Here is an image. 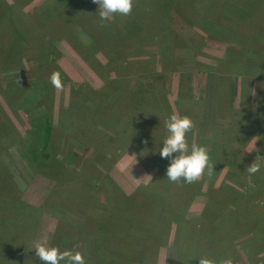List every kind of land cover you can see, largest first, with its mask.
Masks as SVG:
<instances>
[{"label": "rangeland", "instance_id": "1", "mask_svg": "<svg viewBox=\"0 0 264 264\" xmlns=\"http://www.w3.org/2000/svg\"><path fill=\"white\" fill-rule=\"evenodd\" d=\"M29 1H0V264H42L34 244L44 241L61 251H80L88 263L90 244L105 230L127 234L124 229L134 223L112 218L117 203H128L138 189L146 196L143 189L158 182L159 172L154 163H145L146 169L144 159L140 162L141 150L136 158L131 139H137L135 129L143 136L148 132L153 138H146L145 152L160 158V141L168 135L164 121L172 114L192 119L187 141L201 133L200 144L206 146L204 141L222 131L227 149L237 155L229 168L205 169L186 217L198 219L208 195L227 199L217 190L222 185L236 189L245 196L240 204L226 202L230 206L222 214L227 218L233 210L232 219H241L215 257L264 264V159L256 160L264 157V37L253 38L264 33L263 0H241L254 17L252 25L232 21V38L221 33L211 38L197 22L208 14L210 0H133L131 16L104 27L92 0ZM250 40L258 56L247 54L243 45ZM9 46L15 52L10 61ZM53 71L61 75L62 91L49 83ZM110 113L117 117L113 124ZM46 123L51 130L47 150L38 132ZM124 126L127 134L115 136L113 130ZM159 134L162 140L155 143ZM42 153L48 156L43 166ZM229 159L235 156L223 157ZM253 162L260 172L249 175L246 168ZM180 184L169 185L177 200L184 194ZM140 194L136 200L145 198ZM19 196L25 201L21 209ZM139 219L144 223L148 215ZM174 237L175 225L168 233L170 252L159 247L156 264H176ZM195 245L184 249L192 252ZM199 245L200 251L208 245L209 258L217 248L208 239Z\"/></svg>", "mask_w": 264, "mask_h": 264}, {"label": "trees", "instance_id": "2", "mask_svg": "<svg viewBox=\"0 0 264 264\" xmlns=\"http://www.w3.org/2000/svg\"><path fill=\"white\" fill-rule=\"evenodd\" d=\"M3 3L4 2L2 0V4ZM262 3L257 7V9L261 7ZM209 4L211 6L209 5L210 10L208 14L199 16L197 18V22H200V27L201 25H204L202 29L205 30L211 38L217 37L218 35L216 34L218 33L229 35L232 38L233 34H230L231 31H234L232 28V26L234 25L232 21L238 18L240 20H243L244 24L248 23V25H252V19L254 17L255 11L252 14L247 13L245 9L242 8L243 3L241 0H210ZM249 4H252V2H250ZM213 13H215V15H213ZM223 17H227L228 22H226V24H224L220 20V18ZM245 32L246 31H244V33ZM214 33L216 34L214 35ZM245 35H247V33H245ZM263 37L264 33L260 35L258 34L256 38H253L261 41ZM245 40L248 39L246 37L242 38L241 42L244 43ZM251 42L252 40L247 42L248 45L243 46L249 48L247 52L249 57L258 56L260 51L256 50L257 46H255L254 43ZM262 46L264 47V45ZM7 53L8 61L12 60V53H15L14 49L10 48L9 46L7 48ZM139 88L140 87L137 86L131 89V92H129L131 95L130 97H132V95H134ZM108 104L110 106L112 105L110 103H107V107ZM138 104L142 106L144 105V101H141ZM82 105L84 106L83 101ZM90 110H92V108H90L89 111ZM80 118H82V115ZM116 119L111 114V117L109 119L110 124H113ZM82 120H85V118H83ZM98 120L96 122H98ZM124 124H126V122ZM97 130L95 124H93V133ZM38 132L42 133L44 139L42 145H44L45 150H47L51 141V130L49 125L46 123L43 127L39 128ZM113 132L115 136H123L127 134V127L124 126V128H121V130H113ZM134 132V138L137 139H134L135 141L131 139V142L133 143L131 149L134 150L137 156L136 158H138V151H142L139 160L142 163L143 160L141 159H144V163L142 164L145 166V168L148 166L145 165V163L147 164V162H151L156 165L155 167H157L159 172L154 179L158 181V184L154 183L153 180L150 188L147 187L143 189L142 192H145L146 196L144 194L137 193L139 192L138 189L133 195H130L128 197L130 199L128 203H117L118 206L116 207L118 208H115L112 218L119 223L123 222L124 220L131 221L130 223H134V225L129 229V231L124 229V233L127 234H122L123 229H120V233H116L113 235H109V232L105 230L104 234L102 233V236L100 238L98 237L95 239V243L93 242L92 244H90L92 253L90 255H86L88 259V263L86 264H148V262L149 264H156L155 258L159 247H165L167 248L168 252H170L169 250L171 248V245L168 244V233L173 225H175V237L172 246L174 247V252L177 251V255H175L174 257L176 264H198V258L201 256H206L205 253L208 248V245H205L204 248L200 251L199 243L204 239L210 240L212 242V247H217L214 249L211 259L217 261V264H219V260L216 259L215 255L218 253L217 251L220 249V247L224 246L232 237V225L237 221H240L241 219L235 217L232 219L231 214L233 213V210L228 213L227 218L224 217L222 214V209L228 208L230 205L226 202L232 200L234 201V203L240 204L238 200L245 195L240 194L239 191H237L236 189H232V187L222 185L217 190L219 192L224 191L228 196L227 199L220 200L217 194L208 195V201L204 206L200 217L198 219H188L185 212L188 209V206L193 197L199 195V181L192 184H185L183 181L179 182L181 183V190L184 194L177 200V193L171 194L169 192V185L171 182H169L166 177V169L169 165V161L167 159L161 158H156L155 160L151 157L148 158V153L145 152L146 145L144 144L150 141L146 138L153 137H150L148 132L145 133V136L139 134L140 131L136 129ZM161 135L162 134H159V136H157V139L155 138V143L159 140H162ZM197 135L198 137H196L194 141H188L189 148H191L193 145H201V133ZM225 136L227 137L226 133L217 130L214 132L213 139L206 140V142L204 141V145L206 143V147L209 150V164L213 171H217L221 167L222 169H224L225 167L229 168L230 164L232 163L233 165V163L237 160V155L227 149L225 142L227 141V138ZM141 138L142 140L140 142L139 139ZM160 142L163 145V141ZM139 143L140 146H138ZM119 146H117L116 148H118ZM144 154H146V157ZM232 156H235V159L223 160V157ZM115 160L116 159H113V161ZM39 161L43 162L41 163V166L47 164V154L42 153V157L39 158ZM66 164H69V161ZM231 168L232 167H230L228 171L231 170ZM46 169L49 170L50 167L46 165ZM42 171L45 170L42 168ZM139 194L144 195L145 200H136L135 198ZM250 204L254 206L253 203ZM144 215H148V219L144 223H140L138 221L140 220L139 217H142ZM148 225L153 226V228L151 230L146 229ZM191 226L192 228H190ZM183 227H186V232H184V234ZM139 229H143L144 231L147 230L149 234L142 236ZM192 242L196 244L194 250L192 252H187L184 249V246ZM228 257H231L233 264H237V261H235L232 256ZM168 259L171 258L168 257Z\"/></svg>", "mask_w": 264, "mask_h": 264}, {"label": "clouds", "instance_id": "3", "mask_svg": "<svg viewBox=\"0 0 264 264\" xmlns=\"http://www.w3.org/2000/svg\"><path fill=\"white\" fill-rule=\"evenodd\" d=\"M97 5L98 24L104 27L107 22H113L117 17H129L133 12V0H92ZM50 85L57 90H63V81L58 71H53L49 77ZM164 127L168 135L163 140V147L159 150L161 159H167L169 165L166 169V177L169 182L185 184L197 182L204 174L206 168L210 167L208 148L202 145H193L189 152V144L186 134L195 127L192 119L188 116L172 114L164 121ZM253 138V144L256 143ZM259 152V149H256ZM179 154L174 156V154ZM264 159L259 155L256 160ZM249 175L260 172L259 164L253 162L246 168ZM35 256L42 264H86L84 255L80 251L71 249L61 251L57 247H48L47 242L34 244ZM198 264H217V261L201 256ZM219 264H233L231 257L219 261Z\"/></svg>", "mask_w": 264, "mask_h": 264}, {"label": "crops", "instance_id": "4", "mask_svg": "<svg viewBox=\"0 0 264 264\" xmlns=\"http://www.w3.org/2000/svg\"><path fill=\"white\" fill-rule=\"evenodd\" d=\"M19 197H20V196H19ZM21 198L24 200L23 197H20V199H19V204H20V205L18 206L20 209L23 207V205H24L23 203L25 202V201H23ZM25 199H26V200H29V198H28L27 196L25 197ZM32 204H33V203H32ZM25 205L30 206V204H29L28 202H26ZM16 207H17V203H16ZM32 207H33V206H32Z\"/></svg>", "mask_w": 264, "mask_h": 264}]
</instances>
